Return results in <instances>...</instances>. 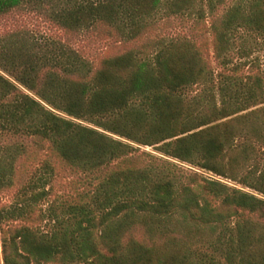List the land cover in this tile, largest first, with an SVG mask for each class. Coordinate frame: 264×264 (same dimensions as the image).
Returning a JSON list of instances; mask_svg holds the SVG:
<instances>
[{
	"label": "trees",
	"instance_id": "1",
	"mask_svg": "<svg viewBox=\"0 0 264 264\" xmlns=\"http://www.w3.org/2000/svg\"><path fill=\"white\" fill-rule=\"evenodd\" d=\"M15 10L123 48L0 35V194L22 139L47 153L0 199V264H264V0H0ZM174 19L195 33H158Z\"/></svg>",
	"mask_w": 264,
	"mask_h": 264
},
{
	"label": "rangeland",
	"instance_id": "2",
	"mask_svg": "<svg viewBox=\"0 0 264 264\" xmlns=\"http://www.w3.org/2000/svg\"><path fill=\"white\" fill-rule=\"evenodd\" d=\"M20 29L34 30L40 34L57 37L64 42L70 43L75 48L82 50L88 55V57L95 60H98L106 54H113L123 48L120 43H116L115 40L108 38L106 35L100 36L95 32L83 35L65 31L48 21L45 16L29 10H15L8 15L0 17V35ZM158 33L166 35L182 34L191 36L195 33V31L193 30L191 21L174 19L163 26ZM21 141L26 144L28 152L18 160L16 165V186L12 190H8L0 194V199H2L5 203H11L14 201V196L18 188L31 175V171H33L39 163H41L42 159L47 157V153L45 151H38L37 153H34L35 155L33 154L31 158V149L34 150V144L29 138L22 139ZM8 142L10 143L12 141L9 140ZM143 150L155 153L152 147H143L141 151ZM64 170L66 169H61L62 172L58 178V184L56 185V192L59 194L72 192V184L79 178L76 173ZM206 175L212 174H208L206 172Z\"/></svg>",
	"mask_w": 264,
	"mask_h": 264
}]
</instances>
